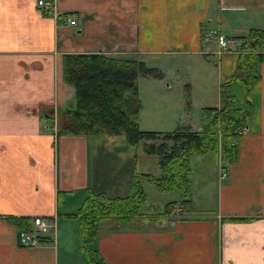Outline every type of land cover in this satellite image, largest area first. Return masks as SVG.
Listing matches in <instances>:
<instances>
[{
	"label": "crops",
	"instance_id": "0c3cea01",
	"mask_svg": "<svg viewBox=\"0 0 264 264\" xmlns=\"http://www.w3.org/2000/svg\"><path fill=\"white\" fill-rule=\"evenodd\" d=\"M37 1L0 0V264H85L75 213L88 193L128 197L138 164L134 145L122 139L104 146L109 156L94 160L90 136L74 131L65 114L74 108V88L63 78L65 57L127 54L147 67L180 61L189 80L175 82L188 87L192 68H206L212 87L204 81L194 87H211L207 107L220 108V85L236 68L238 37L264 29V0H44L48 10ZM210 32L237 47L222 50ZM258 71L248 89L238 82L228 87L247 112L236 158L217 165L215 157V205L190 214V198L164 215L143 216L148 221L139 228L99 222L90 248L105 264H264V60ZM163 78L166 90L174 87ZM181 124L176 129L205 125ZM104 167L112 175L107 179ZM19 217L29 218L32 229L33 219L42 218L45 240L22 246L13 220Z\"/></svg>",
	"mask_w": 264,
	"mask_h": 264
},
{
	"label": "trees",
	"instance_id": "16d2710c",
	"mask_svg": "<svg viewBox=\"0 0 264 264\" xmlns=\"http://www.w3.org/2000/svg\"><path fill=\"white\" fill-rule=\"evenodd\" d=\"M238 41L240 51L236 68L229 80L220 85L222 105L220 108H204L203 115L207 122L199 131L192 130L189 126L171 132L139 129L137 74L161 76L155 68L147 67L142 61H128L102 54H78L65 57L63 78L73 83L77 96L74 108L65 113L68 118L76 121L74 131L123 132L126 140L132 145L144 139L145 151L156 154L159 168L158 176L136 174L132 184L133 193L131 191L132 194L126 198L110 199L102 194L88 193L75 215L79 218L82 228L83 249L91 264H105L97 249L90 248L99 222L107 220L111 215H115L119 222H125L122 214H114L110 210L112 206H122V213L129 212L132 218L149 216L140 212L146 201L142 187L144 181L151 182L160 191L180 192L183 197L178 202L183 206L189 205L191 199L188 198V194L192 188L188 177L191 171L190 156L216 150L218 132H221L222 159L224 158V162H231L236 158L240 139L237 131L242 127V117L247 111H242L238 106L228 87L238 82L248 89L252 81L260 78L258 65L264 60V29L252 30L247 35L238 37ZM128 92L132 94L131 97L133 95L136 97L133 98L136 102L135 107L129 114L124 108L128 100L124 94ZM176 203V201L167 202L160 215L169 213L175 208ZM97 207L102 208L101 213H98ZM91 212H93L92 216ZM85 214L90 215L87 217ZM89 217L95 218L94 223L90 225L87 220ZM13 220L18 225L19 233L33 231L29 218L19 217ZM38 237L40 241L45 240L42 235Z\"/></svg>",
	"mask_w": 264,
	"mask_h": 264
},
{
	"label": "rangeland",
	"instance_id": "374dc122",
	"mask_svg": "<svg viewBox=\"0 0 264 264\" xmlns=\"http://www.w3.org/2000/svg\"><path fill=\"white\" fill-rule=\"evenodd\" d=\"M111 57H120L123 60L128 61H140L137 58H135L133 55H123V54H115V55H107ZM156 71L161 73V76H164L162 80H167L170 83L176 81H182L186 80L188 81L189 78L187 73H185V70L183 67H181V62H171L168 65H162L161 67L159 64L154 65ZM204 68V67H203ZM205 70H197L195 71L194 67L192 68V72H189V74L193 75V78L190 79V82L193 81V86L188 87L185 85H178L176 82L172 83L174 87H172L170 90H166L164 86H162V81L159 79L161 76H155V75H145L142 73L137 74V89H138V98L140 101V104L142 105L141 109L139 110V121L141 123L140 130L141 131H152V129L156 130H164L166 132L177 130L176 128L179 125V122H203V124H206L207 119H202V114L204 108L207 106H211L212 98L214 96V93L212 94V77L211 73H208ZM208 69V68H207ZM176 70V72H174ZM176 74L174 76V74ZM64 76V73H63ZM65 80V79H64ZM204 81L209 86L205 89H196V87L200 82ZM69 85H71L73 88V83H69L66 81ZM178 85V86H176ZM199 86H197L198 88ZM76 88H74V98H73V105L75 106L77 96H76ZM203 90V91H202ZM132 94L130 92L125 93L124 97H128V100L125 102L124 108L129 113H132L135 103L133 97H131ZM130 99V100H129ZM242 109V104H241ZM84 110V108H83ZM86 110V108H85ZM90 110V109H89ZM93 110V109H91ZM212 116V115H211ZM68 122L71 123L72 128H76L75 120L68 118ZM201 120V121H200ZM59 122H55L52 127H55L54 130H58L59 128ZM51 127V125H50ZM142 128V129H141ZM152 128V129H151ZM182 128V127H181ZM52 129V128H51ZM201 130V129H199ZM198 130V131H199ZM197 131V130H196ZM81 133L87 134L90 137L88 138L89 142V148L93 146V150H96L99 153L95 154L94 160L100 161V158L102 156V159H104L106 156H109L107 152H105V145H122L119 140L127 142L126 144L130 146L129 142L126 140V137L124 136L123 132L120 133H107V132H100V133H92L90 130H82ZM218 139H217V147L214 151H209L207 154L202 155H196L193 154L189 158V164H190V173H189V179L191 181V190L190 194H188V198L192 199V203H195V205L189 208L190 214H197L204 210H210V207H213L215 205V196L217 192V176H216V167L219 164L220 159L222 158V152H221V145L223 142L222 134L221 132H218ZM150 142V141H149ZM146 142L144 139L140 140V142L136 143L134 145L135 149V158L137 162V172L134 171L136 174H149L151 176H158L159 174V168L157 163V157L155 153L147 152L144 149V144ZM154 143V142H153ZM91 150L90 155L93 156L95 151ZM219 154V155H218ZM218 156V157H217ZM215 157L217 159V165L216 167L213 166L214 163H216ZM224 159V158H223ZM222 159V161H223ZM218 169V168H217ZM220 170V168H219ZM224 170V171H222ZM221 175L223 176L227 175V170L222 167ZM108 168H103V175L105 179L108 177H111V173H107ZM110 185H108L109 187ZM106 187V186H105ZM143 192L146 197V201L142 205L140 212L144 214H149L151 217L158 216L159 213L163 212V208L166 205L167 202L176 201L182 199L183 195L180 192L172 191V192H165L160 191L156 189V187L149 181L143 182ZM133 193V191H132ZM130 193V194H132ZM129 194V195H130ZM128 195V196H129ZM94 209V207H92ZM99 208V209H98ZM188 208V207H187ZM195 208H199L200 211H198ZM91 209V208H90ZM98 210V213H101L100 207L96 208ZM100 210V211H99ZM114 214H122L125 218V222H119L116 219L115 215H111L108 217L106 224H103V227H111L115 229H124V228H132L141 227L145 221L143 216L142 218H132L129 216V212L122 213V206H112L110 209ZM93 212H91L92 216ZM86 215V214H85ZM90 214L86 215L87 217ZM102 215V214H100ZM168 219L169 214L167 215ZM172 217V216H171ZM79 219V218H78ZM87 220L90 223H94L95 218H87ZM149 221L157 223L159 226L161 223L166 224L167 219L163 222H160L158 219H150ZM162 226V225H161ZM157 227V226H156ZM46 234V233H44ZM42 235V234H41ZM85 255V254H84ZM84 258V257H83ZM86 258V259H85ZM84 261L85 264H89L88 256L85 255ZM84 264V263H82Z\"/></svg>",
	"mask_w": 264,
	"mask_h": 264
},
{
	"label": "built area",
	"instance_id": "2783aa9c",
	"mask_svg": "<svg viewBox=\"0 0 264 264\" xmlns=\"http://www.w3.org/2000/svg\"><path fill=\"white\" fill-rule=\"evenodd\" d=\"M37 3L39 7H42L48 10L49 7L46 1L38 0ZM66 22H68L71 25H74L76 23L75 20L70 19V18H67ZM208 36L216 37L217 43L222 48V50H232L238 45L233 40L227 39L224 35H221V34H218L216 36L214 32H210ZM242 132L243 130L241 128L237 131V133L240 135L242 134ZM178 208L180 210V207ZM33 224L35 227L33 228V231H21L19 233V242L24 247L36 246L40 242L38 235H41V234L43 235L47 231V225L42 218L35 217L33 219Z\"/></svg>",
	"mask_w": 264,
	"mask_h": 264
}]
</instances>
